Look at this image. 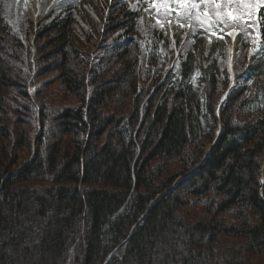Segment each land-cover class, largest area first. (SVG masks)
Listing matches in <instances>:
<instances>
[{"label":"trees","instance_id":"1","mask_svg":"<svg viewBox=\"0 0 264 264\" xmlns=\"http://www.w3.org/2000/svg\"><path fill=\"white\" fill-rule=\"evenodd\" d=\"M97 1L36 19L35 77L56 73L77 104L52 117L42 106L34 134L0 117V264H68L70 254L69 264H264V56L217 114L222 46L197 39L165 70L166 38L140 53L138 16L122 0ZM83 6L107 10L85 45ZM19 48L0 17L1 89L19 85L6 66ZM83 49L100 53L103 75L91 81ZM190 207L212 214L195 220L182 213Z\"/></svg>","mask_w":264,"mask_h":264},{"label":"rangeland","instance_id":"2","mask_svg":"<svg viewBox=\"0 0 264 264\" xmlns=\"http://www.w3.org/2000/svg\"><path fill=\"white\" fill-rule=\"evenodd\" d=\"M20 1V4H19ZM0 0V17H2V22L9 28L11 37L14 38L16 41H19L21 44V48H19L21 55H19L16 59H13L9 62V65L3 61L7 67H11L14 72V80L18 81L17 86L9 87V88H0V99L4 103V112H0V117H3L10 126L16 124H20L25 130L24 132L29 131L30 134L37 133L40 128V117H37L38 110L42 106L45 108L44 111L47 109L46 116L52 117L60 108H65L69 106H73L77 104V100L74 97L65 96L63 88L61 87V81L57 77L56 73H52L45 76H38L35 77L36 71L38 68H42L44 66V62L42 57L37 59L34 56V51L36 50V43H34V34L37 32L38 27H34L37 23V17L45 15V13H50L51 10L58 8H64L68 4L73 3L74 0ZM94 2V0H93ZM97 2L101 3V7H105L103 2L98 0ZM196 0H189V3H194ZM228 0H222V5L227 4ZM214 4L209 2L208 4H201L196 11H200L201 13H206L208 18L216 19V13ZM240 0H232L231 4H228V7L224 8L223 11L226 12L227 10H233L236 12L237 9H240ZM151 8V5L149 6ZM106 11L104 13L92 11L90 8L83 6L82 15L81 17H76L80 28L84 31L81 33L82 44L85 45L86 41L88 42V36H91V32L93 31V26L95 23H99V26L102 27V22H106ZM89 16H85V14ZM181 17L183 16V11L181 10L180 14ZM237 16V15H236ZM239 16L243 17V20H251V15L248 14V11L243 14H239ZM83 17V19H82ZM144 17V16H143ZM140 17V28L143 31L142 38H146L150 32L152 31V25L149 21L145 19V17ZM154 17L156 20V25H159L161 28L165 27L168 18L167 12L165 10L161 11L159 6H156V10L154 11ZM223 12L220 15V20L223 21ZM184 24V27L190 26L192 23L194 26L199 27L195 20L188 22L181 20ZM48 20H46V23ZM228 24V23H224ZM241 24L245 25V27H241ZM240 27L246 36L251 35L253 31V27L244 22H240ZM166 33L164 34L170 40L168 45L170 52L177 55H184V52L192 46L191 41L188 38L189 33L183 32L181 34V40L179 45H175L174 37L176 34L174 30L171 28H167ZM183 31V30H182ZM111 38H108L110 41ZM38 43H42V41H38ZM27 46L32 47V51L30 56L27 54ZM41 46V45H38ZM87 44L85 47H88ZM148 46V45H147ZM224 51L220 54L217 58V62L219 66L224 70L227 71V86L230 82V77L234 74V77L237 76L238 71H240L243 67V50L238 46V49L234 51L233 54L229 53L230 45L228 42H225ZM237 47V46H236ZM8 48V47H6ZM6 48L3 47L5 50L2 51L1 57L4 59L5 57L11 58L13 54L11 51H7ZM103 48V47H102ZM83 49L80 51V57H78L82 61V69L87 81H91L95 78V72L101 69V62L98 61L100 58V53L98 50H89L85 52ZM98 51V52H97ZM93 52V53H92ZM166 53L167 50L162 49V53ZM142 53V52H140ZM227 54V57H226ZM7 55V56H6ZM17 55H15L16 57ZM85 57L86 60L83 58ZM91 57V61L89 58ZM164 65L165 70H169L166 67V61L161 60ZM209 63V61H208ZM111 64V63H110ZM113 69V66H112ZM114 70V69H113ZM109 71L107 76H110ZM100 75H103L102 71H99ZM33 77V78H32ZM32 79V80H31ZM148 81V80H147ZM26 88L27 98H24L21 93H18V90L22 88ZM92 85L89 86V92L91 91ZM0 103L2 104V102ZM32 106L34 108L35 113L32 115L31 112H27V108ZM128 107V105H127ZM221 126V124L219 125ZM207 147V146H206ZM207 151V149H206ZM203 157L202 160H204ZM259 181L261 185H263V178L260 175ZM156 199H158L156 197ZM182 213L187 214L192 219H208V217L212 214L208 212V210H202L201 207L198 208H185L182 210ZM225 216L230 217L228 222L237 223L231 214H225ZM69 263L73 261L72 254L68 255ZM68 261V259H67Z\"/></svg>","mask_w":264,"mask_h":264},{"label":"snow or ice","instance_id":"3","mask_svg":"<svg viewBox=\"0 0 264 264\" xmlns=\"http://www.w3.org/2000/svg\"><path fill=\"white\" fill-rule=\"evenodd\" d=\"M211 2L215 5V13H216V20L212 21L207 19L206 13H197L194 10L197 9L201 4H208ZM243 3V0H241ZM259 2H264V0H259ZM259 2L257 3V7L259 6ZM175 5L183 11V16L180 15L176 16L177 20H183L191 22L195 20L196 24L203 29L205 23H207L210 27H215L221 23H227L229 20L235 21L239 23L240 17L234 16L232 10H228L226 12L223 11L224 8L228 7V4L232 3V0H228L227 4L222 5V0H196L194 3H189V0H174ZM247 7V5H246ZM165 10L167 11V6H165ZM223 12V21L220 20V15ZM251 15V12L248 13ZM201 17H204L203 19ZM180 27H184V24L181 23ZM241 27H245V25L241 24Z\"/></svg>","mask_w":264,"mask_h":264},{"label":"bare ground","instance_id":"4","mask_svg":"<svg viewBox=\"0 0 264 264\" xmlns=\"http://www.w3.org/2000/svg\"><path fill=\"white\" fill-rule=\"evenodd\" d=\"M228 44L230 45V49H229V53L233 54L234 51L236 50V46H237V39H238V32L234 31L230 34H228ZM232 81V76L230 77V82ZM210 147H207V151ZM206 151V153H207Z\"/></svg>","mask_w":264,"mask_h":264},{"label":"water","instance_id":"5","mask_svg":"<svg viewBox=\"0 0 264 264\" xmlns=\"http://www.w3.org/2000/svg\"><path fill=\"white\" fill-rule=\"evenodd\" d=\"M216 141H217V139H215V141L213 142L212 146L209 148L207 154L204 157H206L209 154V152L211 151V149H212L213 145L216 143ZM179 179L181 180V178H179ZM176 183H178V182H176Z\"/></svg>","mask_w":264,"mask_h":264}]
</instances>
